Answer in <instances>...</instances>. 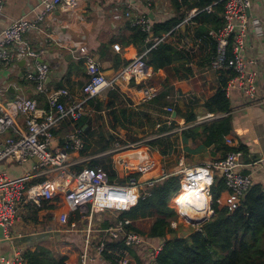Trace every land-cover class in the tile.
Listing matches in <instances>:
<instances>
[{"label": "built area", "instance_id": "1", "mask_svg": "<svg viewBox=\"0 0 264 264\" xmlns=\"http://www.w3.org/2000/svg\"><path fill=\"white\" fill-rule=\"evenodd\" d=\"M96 1L113 4V19L121 25L126 26V23H129L130 27H139L146 32L145 43H150L151 49L166 42L195 53L201 45H205L204 56L209 55L207 58L211 69H232L236 73L226 90L239 87L250 97H256L257 87L254 81L257 72L247 70V39L252 33L251 30L261 35L263 28L258 19H251L248 14L251 0H225L224 24L218 31L209 32L216 42L215 51H212V41L207 40L208 36L194 37L192 27L195 24L197 8L187 10L182 22L170 31L155 35V20L164 21L175 16L173 11H166L164 7V3L170 4L172 0ZM59 5L75 9L79 0H42L36 20L22 17L6 27L0 37V64H13L18 60L21 51L37 57L38 54L23 42V34L29 29L37 28L45 16ZM4 6L5 0H0V12ZM159 8L161 9L158 10ZM112 48L118 53L126 50L120 42H114ZM146 53L131 58L117 74L109 76L105 74L101 62L93 53L81 55L86 67L87 81L82 88V96L78 98L73 97L67 88L49 89L46 83L48 68L42 64H38L35 71L27 73L28 79L35 82L37 92L46 97L48 108L41 109L37 98L19 96L7 101L0 113V164H23L34 157L39 158L32 171L21 177L14 178L8 172L0 171V227L7 236L23 202L33 201L40 204L41 201H53L57 195H63L68 207L73 211L83 212L87 204L91 203L92 210L119 212L136 205L145 193L146 186L155 182H142L136 175L150 169L154 162L135 165L124 180L116 181L99 165L91 166L85 164L84 159L69 161L67 158L69 151L80 152L84 146L82 131L74 125L89 114L87 105L91 98L98 97L103 91L117 89L120 82L140 85L139 90L144 101L154 99L160 94V87L150 84L154 70L146 61ZM168 98L175 100L177 97L168 95ZM165 110L168 113L165 123L173 125L174 107L170 105ZM219 116L221 115L207 112L197 116L193 124L204 123ZM20 117L23 118L24 126L18 122ZM65 123H71L74 128L59 145L55 142V131ZM170 133L163 132L154 137ZM226 142L234 145L230 137L226 138ZM152 150L148 141L146 144L144 140H135L117 142L113 151L118 154L145 151L151 155ZM179 165L181 170L175 173H181V188L173 195L171 207L176 210L180 223L183 222L193 230L201 229L214 215L211 187L217 174L223 177L229 192L226 199H218V202L231 209L239 205L254 183L252 175L244 171L242 150L229 151L224 157L211 162L185 165L181 160ZM76 166H79V169H76ZM42 177L45 179L33 182ZM176 218L171 220L170 226L178 230L180 223ZM59 220L68 224L69 214L61 213ZM130 223V219L118 218L102 230V236H98V239L92 235L94 230L88 228L81 263L87 264L92 259L88 246L93 245L99 256L110 255L109 260L113 264H133L131 249L144 248L147 238L137 231L127 229L126 225ZM72 226H75V223ZM162 246L163 244L153 249L154 256ZM13 264H24L20 251L16 252Z\"/></svg>", "mask_w": 264, "mask_h": 264}, {"label": "crops", "instance_id": "2", "mask_svg": "<svg viewBox=\"0 0 264 264\" xmlns=\"http://www.w3.org/2000/svg\"><path fill=\"white\" fill-rule=\"evenodd\" d=\"M41 1L5 0L4 9L0 12V37L6 27L14 20L22 17L28 20H36ZM164 7L166 11H173V0L170 4L164 3ZM113 10V4L108 2L79 0V5L75 9L62 5L57 6L45 16L37 28L26 31L23 34V42L38 56H29L25 51H21L18 60L13 64L8 66L0 64V113L7 101L14 100L19 96L37 98L41 109L48 108L46 97L37 92L36 85L31 83L32 80L27 77V73L35 71L38 64L48 68L46 83L49 89L67 88L73 97L78 98L82 96V88L87 81L86 67L81 55L87 52L93 53L108 75L117 74L123 67H116V55H120L127 61L138 55L139 52L134 45H123L126 50L122 53L114 51L112 47L108 49V44L120 36L125 29V26L113 19ZM249 10L250 18L258 19L263 28L261 35L251 30L252 33L247 39V70L257 72L254 81L257 94L256 97L252 98L239 87L229 88L227 95L232 107V130L228 137L234 141L236 147L243 148L244 171L252 175L254 183H264V0H251ZM193 55L188 64L193 73L189 75L187 80L196 79V76L202 75L197 78L196 84L203 87L202 90L207 88V92L205 90L201 94V91L196 89V95L194 91L191 92L196 96L191 98L192 101L186 105L182 103L180 108L176 107L174 110L176 113L177 110L184 113L188 109H192L199 116L207 113L204 109V103L218 86V71L211 69L208 61L203 57V53L199 50L197 54ZM214 76L217 84H215V88H210L208 79L212 78L214 81ZM156 77L164 78V70L154 71L151 80ZM160 89V93H162L163 87ZM116 90H119L121 95L117 99L112 98V103L111 99H108L109 91H103L96 97L102 101L100 110L89 102L87 105L91 129L97 133H103L107 138L111 137V148L105 152L86 157H81L78 151H69L67 153L69 161L84 159L86 164L94 158L99 160L113 158L114 167L118 172V178L114 179L116 181L124 180L125 176H121L127 175L136 162H139L138 164L154 162V166L138 175L142 182H148L162 180L168 175L167 173L176 172L181 160L185 165H192L200 162H211L222 157L214 145L206 146L202 139L190 138L184 142L181 132L189 125L185 123L183 116L177 114L175 117L173 116L175 118L173 125L165 124L166 119L158 120V118L155 123V126L159 128L158 133H174L171 138L174 143L173 150L161 154L164 157L170 155L176 157L177 162L173 169L161 167V163L145 151L122 154L114 152L117 142L131 141L128 136L133 137L136 128L146 129L149 125H154V116L151 114L154 110L158 111L161 107L165 110L170 105L174 107L175 102H177V99L168 98V95L174 94L166 95L165 99L173 101H169L166 106H164V99L158 98L161 94L154 99L144 101L139 87L134 83L120 82ZM176 94L179 96L178 93ZM180 94L182 95V93ZM109 101L110 104H108ZM121 107L126 109V116L121 114ZM114 115L117 117L116 120ZM18 122L24 126L22 117L18 119ZM65 125L63 124L55 132V142L59 145L68 135L65 134V129L68 126ZM88 125L86 124L83 128H87ZM161 129L163 131H160ZM35 163L34 159L23 164L6 162L0 164V171H6L14 178L21 177L32 171ZM75 168L79 169V166ZM44 179L42 177L33 182ZM228 194V190L225 191L221 199H226ZM172 197L170 206L172 205ZM91 207V203H88L83 212L70 210L63 195H57L53 201H41L40 204L33 201L21 203L10 226L9 235L7 236L3 228L0 227V264H13L16 252L20 251L24 257L25 253L34 251L39 246H46L57 258L66 257L65 264H82L81 255L86 248L88 228L94 230L92 235L97 238L102 236L103 229L113 224L119 217L116 211H98L97 209L92 210ZM63 212L69 214L68 224H63L59 220L60 214ZM77 213L80 215L78 220L76 219ZM107 221L110 224L104 227L103 225ZM140 221L136 222L137 226H139ZM73 223L75 226H72ZM163 243L164 240L162 239L153 241L147 238V245L144 248L132 250L133 264L149 262L153 257V249ZM88 248L92 259L87 264H113L107 257L99 256L93 245H89ZM24 264H27L25 257Z\"/></svg>", "mask_w": 264, "mask_h": 264}, {"label": "trees", "instance_id": "3", "mask_svg": "<svg viewBox=\"0 0 264 264\" xmlns=\"http://www.w3.org/2000/svg\"><path fill=\"white\" fill-rule=\"evenodd\" d=\"M208 7L211 9L208 10ZM193 8L198 9L194 17L195 24L192 27L194 37L208 36L207 40L212 41V51H215L216 42L210 37L209 32L211 30L218 31L223 26L225 0H182L181 3L178 0H173L175 16L164 21L155 20L154 34L170 31L182 22L186 11ZM146 37L147 33L142 29L130 27L129 23H126L123 33L114 38L107 47L111 48L113 43L118 41L124 46L134 45L139 54L147 52L146 61L154 71L158 72L162 69L165 72V77L161 78L160 84H155L154 80L150 81V84L163 87V92L158 97L163 100L166 98L167 91L173 87L172 84L175 80L188 79L189 75L193 73L188 64L194 56L193 54H197V52L182 50L166 42L151 49V44L145 43ZM199 52L204 55L205 45H201ZM207 56L209 55L203 57L208 61ZM127 63L126 59L116 55V67L124 66ZM235 74L232 69L218 71V86L204 103L206 112L221 116L204 123L193 124L197 119V113L194 110L188 109L184 113L177 110V115L183 116L185 123L189 125L181 132L184 142L190 138L202 139L204 145H214L222 157L229 151L243 149L226 142V137L232 130V107L226 88ZM30 82L35 84V82ZM177 87L181 88V84L177 83ZM120 95L119 90H110L108 99H111L112 103V98L117 99ZM101 103L102 101L97 98L89 100V104L98 110L101 109ZM120 111L123 116H126V109L121 107ZM114 119H117L116 115H114ZM90 123V117L86 115L74 125L82 131L84 146L80 150L81 157L93 156L111 148L112 138L93 131ZM65 124L70 128L65 133L68 134L74 126L71 123ZM86 124L89 125L84 129ZM172 136L174 133L154 137L148 141V144L153 148L154 153L159 151L160 155L166 154L174 148ZM89 164L91 166L100 164L108 171L112 180L118 178V172L111 158L105 160L94 158ZM167 174L162 180L146 186L145 193L141 195L136 205L119 211V219L132 221L126 225L127 229L137 231L149 240H164L161 250L157 255H153V259L146 264H264V183H253L239 205L231 209L226 204L218 202V199H221L227 191V186L223 177L217 174L211 187L214 215L202 225L201 229L192 230L187 234H179L177 229L170 226L171 220L177 217V212L169 203L171 197L181 188L180 175L174 171ZM79 218L80 215L77 213L76 219ZM139 220H149L148 228L142 229L137 226L136 222ZM108 224L110 223L107 221L103 226L106 227ZM169 235L170 237H168ZM121 245L124 246V244ZM152 254L154 253L152 252ZM135 256L137 255L135 254ZM24 257L27 264H65L66 259V257H55L46 246H39L34 251H28ZM106 257L111 258L108 254Z\"/></svg>", "mask_w": 264, "mask_h": 264}, {"label": "rangeland", "instance_id": "4", "mask_svg": "<svg viewBox=\"0 0 264 264\" xmlns=\"http://www.w3.org/2000/svg\"><path fill=\"white\" fill-rule=\"evenodd\" d=\"M201 76L202 75H199V76H196V79L195 78H193V79L190 78L189 80H187V79H181V80L177 79V80H175L173 82V84H172L173 87L167 91V94L176 95V97H177L176 101L177 102H175L174 108H176V107L180 108V104L183 103V104L186 105L187 103L192 101L191 98L194 96L192 93L194 91L195 95H196V93H197L196 89H199V91H201V94H203L205 92V90L207 92V88L202 90L203 87H200L199 84H196L198 82L197 78H199ZM161 78H158V77L154 78L155 84H160ZM208 80L210 81V88H215V84H217V80L215 79V76H214V81H212V78H210ZM200 82L202 83V81H200ZM177 83L181 84V88L177 87ZM159 87H161V85H159ZM179 92L182 93V95ZM176 93H178L179 96ZM194 97H196V96H194ZM169 101L173 102L170 99H164L163 100L164 106H166L167 103H169ZM151 114H152V116H154V125H149L146 129L145 128H136L134 136L133 137L132 136H128L129 138H131L130 139L131 141H135L132 138L137 137L138 139H136V140H144L145 143L147 144V141H149L150 139L154 138L155 135L159 134L158 133L159 132L158 126H155L156 119L157 118H158V120L159 119H167L168 113H167L166 110H164L161 107L160 110H158V111L154 110ZM67 129L70 130V128H67ZM67 129H65L66 130L65 132L68 131ZM151 155H152V157L154 159H156L159 163H161V165H162L161 167H163V168L173 169L175 167V165H176L177 160H176V157H174L173 155L164 157L163 155H160L159 152L154 153V150L151 151ZM107 159H109V158H107ZM112 161H113V158H112ZM87 163L89 164V162H87ZM138 163L139 162H136L133 166L137 165ZM185 163L187 164V162H185ZM99 166L103 167L100 164H99ZM180 170H181V166H179V164H178L176 172H178ZM128 172H129L128 174H130L132 172V170H129ZM177 174L181 175V173H177ZM127 175H123L121 177H124V176L126 177ZM119 213L120 212H117L118 215H119ZM176 219L180 223L179 218L177 217ZM149 222H150L149 220H141L140 223H138V225L142 229H147L148 226H149ZM192 230H193L192 227L186 226V225L183 224V222H181L180 225H179V228H178V233L179 234H187V233H190Z\"/></svg>", "mask_w": 264, "mask_h": 264}, {"label": "water", "instance_id": "5", "mask_svg": "<svg viewBox=\"0 0 264 264\" xmlns=\"http://www.w3.org/2000/svg\"><path fill=\"white\" fill-rule=\"evenodd\" d=\"M250 13V10H248V14ZM152 17H153V15H152ZM70 55H71V53H70ZM22 62H24L23 60H22ZM106 74V73H105ZM106 75H108V74H106ZM109 76V75H108ZM48 78V77H47ZM175 114H177L176 112L173 114V116L175 117ZM34 159V161H36V162H38L39 161V158L38 157H34L33 158ZM168 237H170V235L168 236Z\"/></svg>", "mask_w": 264, "mask_h": 264}]
</instances>
